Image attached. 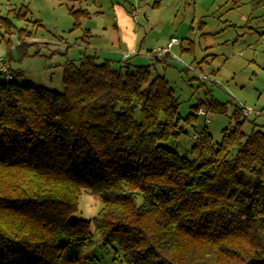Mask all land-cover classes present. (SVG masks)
Returning <instances> with one entry per match:
<instances>
[{
  "label": "trees",
  "instance_id": "16d2710c",
  "mask_svg": "<svg viewBox=\"0 0 264 264\" xmlns=\"http://www.w3.org/2000/svg\"><path fill=\"white\" fill-rule=\"evenodd\" d=\"M70 14L78 26L92 12ZM63 81L64 92L0 81V264H60L71 242L93 243L92 225L119 264H264V131L244 132L241 107L220 143L205 126L179 154L164 144L184 131L179 101L150 64L84 53ZM83 190L102 200L93 220L72 219Z\"/></svg>",
  "mask_w": 264,
  "mask_h": 264
},
{
  "label": "rangeland",
  "instance_id": "374dc122",
  "mask_svg": "<svg viewBox=\"0 0 264 264\" xmlns=\"http://www.w3.org/2000/svg\"><path fill=\"white\" fill-rule=\"evenodd\" d=\"M154 2L142 5L150 17L146 25L147 43L157 41L156 48L163 47L162 43L174 34L181 41L172 48V54L147 62L154 75H165L179 101L184 131L164 144L179 154L189 155L197 142L193 134L205 126L215 144L220 143L223 129H232L235 124L233 113L237 107L253 110L243 125L246 134L254 129L264 131V0H161L159 6L153 5ZM97 4L102 5L104 15L93 20H99L102 25L110 20L112 7L108 0ZM97 4L79 0H0V16H9L14 23L10 32L0 26V54H8L14 81L64 92L66 62H79L87 51L83 29L92 24L85 18L75 26L70 8L93 11ZM22 5L29 9L27 19L9 13L10 9ZM166 56L170 59L163 60ZM113 67L121 66L114 64ZM4 80L0 76V81ZM211 98L226 103V113L207 111L205 116L193 109L194 105ZM257 110L260 115L256 114ZM191 113L197 115L193 124L185 121ZM102 206L100 197L83 190L72 219L93 220ZM92 231L93 243L71 242L60 264L120 263L116 246H104L94 225Z\"/></svg>",
  "mask_w": 264,
  "mask_h": 264
},
{
  "label": "crops",
  "instance_id": "0c3cea01",
  "mask_svg": "<svg viewBox=\"0 0 264 264\" xmlns=\"http://www.w3.org/2000/svg\"><path fill=\"white\" fill-rule=\"evenodd\" d=\"M100 1L103 0H93L96 4ZM108 1L112 7L110 20L105 21L102 25H100L101 22L99 20L96 22L93 20L94 17H97L96 19H100L101 15H104L102 5L97 4L98 7L91 11V17H89L92 24L83 29L86 39L85 42H87V51H85V53L93 52L96 53L102 61L110 60L113 65H128L130 68L136 65H147V62L154 60L158 61L157 59L163 57L157 56L153 53L156 48V44L158 43L157 41L151 45H149L146 41V25L150 22V17L145 11L146 7L142 6L143 3L147 1H159V6L161 0ZM135 9H138L140 12L138 17H134L133 15V11ZM174 36L178 37V35L174 34L170 37V39ZM168 42L162 44L165 45ZM169 59L170 58L167 56L163 58V60Z\"/></svg>",
  "mask_w": 264,
  "mask_h": 264
},
{
  "label": "built area",
  "instance_id": "2783aa9c",
  "mask_svg": "<svg viewBox=\"0 0 264 264\" xmlns=\"http://www.w3.org/2000/svg\"><path fill=\"white\" fill-rule=\"evenodd\" d=\"M133 15H134V17H138L140 15L139 10L138 9L134 10ZM180 43H181L180 39L178 37L174 36L163 47L155 48L153 53L157 56H165L167 54H171L173 46L176 44H180ZM175 58L179 59L178 56H175ZM0 76H3L6 80H12L15 77L14 71L11 68L10 63H9L8 59L6 58L5 54H0ZM242 109H243V113L245 116H249L253 112V110L250 108H244L243 107ZM198 113L200 115L206 116L208 112H207V110L201 108V109H199ZM256 114L260 115L261 114L260 110H257ZM207 121H208V119H207ZM193 137L195 139H198L199 134L195 133V134H193Z\"/></svg>",
  "mask_w": 264,
  "mask_h": 264
}]
</instances>
